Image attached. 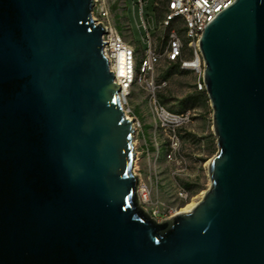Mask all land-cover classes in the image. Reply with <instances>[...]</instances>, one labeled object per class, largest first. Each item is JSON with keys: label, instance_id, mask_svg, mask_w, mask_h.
Returning a JSON list of instances; mask_svg holds the SVG:
<instances>
[{"label": "water", "instance_id": "1", "mask_svg": "<svg viewBox=\"0 0 264 264\" xmlns=\"http://www.w3.org/2000/svg\"><path fill=\"white\" fill-rule=\"evenodd\" d=\"M92 7L0 0V264H264V0H232L201 33L210 185L159 220Z\"/></svg>", "mask_w": 264, "mask_h": 264}, {"label": "rangeland", "instance_id": "2", "mask_svg": "<svg viewBox=\"0 0 264 264\" xmlns=\"http://www.w3.org/2000/svg\"><path fill=\"white\" fill-rule=\"evenodd\" d=\"M106 1L110 21L120 31L122 38L135 46L134 61L137 65L142 49L146 46L143 40L145 31L138 28L141 20L139 6L135 3L137 0ZM167 1L144 0V17L154 26L151 33L157 34V46L162 42V36L165 37L169 31V28L158 27L156 32L157 21L163 16ZM113 5L115 8L111 9ZM126 17L130 22L131 33ZM181 26L180 22H175L172 27L181 31ZM164 40L163 38V42ZM165 73L167 76L163 78ZM154 82L159 85L155 90L156 97L167 109L173 112L191 110L193 113L191 121L180 130V149L176 157L168 160L165 157L166 137L149 112V91L144 86L134 85L127 98L131 110L129 116L139 123L133 137L136 153L133 170L141 184H145L150 190L147 200H139L159 220L168 216L169 211H179L188 202H197L202 198L210 185L207 163L217 145L212 130V109L207 95L204 97L196 88L195 74L190 70L171 67L162 58L156 65ZM185 183L191 184V188L186 189L190 195L186 201H182L176 192Z\"/></svg>", "mask_w": 264, "mask_h": 264}, {"label": "built area", "instance_id": "3", "mask_svg": "<svg viewBox=\"0 0 264 264\" xmlns=\"http://www.w3.org/2000/svg\"><path fill=\"white\" fill-rule=\"evenodd\" d=\"M231 1L168 0L162 18L157 21L156 32L158 27L169 28V31L165 37L162 36V42L157 46V34L151 33L154 26L144 17V0H137L135 3L139 6L141 20L138 28L145 31L143 40L146 46L142 49V56L136 65L135 46L127 43L110 21L107 1L93 0L92 17L104 25L102 52L113 74V80L119 86L117 94L122 109L129 118H132L129 116L131 110L127 98L134 85L144 86L149 91V112L166 137L165 157L168 160L176 157L180 149V130L191 121L193 113L191 110L173 112L159 102L155 94L159 85L154 82L156 65L162 58L168 62H177L181 69L190 70L195 74L196 88L203 90V60L198 49V40L208 21ZM126 22L130 31L131 26L127 17ZM175 22L181 23V31L172 27ZM136 126H139V123L133 119L134 130ZM149 191L145 184L139 182L137 189L139 199L147 200ZM176 194L182 201H186L190 195L184 187H178ZM176 212L177 210L169 211L168 216H165L170 217ZM150 214L153 216L152 213Z\"/></svg>", "mask_w": 264, "mask_h": 264}, {"label": "flooded vegetation", "instance_id": "4", "mask_svg": "<svg viewBox=\"0 0 264 264\" xmlns=\"http://www.w3.org/2000/svg\"><path fill=\"white\" fill-rule=\"evenodd\" d=\"M9 84L7 82L1 81L0 79V109H3L5 107H7L9 105V102L13 101V89L9 88ZM12 125H17L19 126L17 117H15L14 115L12 117H10ZM18 123V124H17ZM7 155L13 156L12 154L8 153ZM7 169H0L1 173H7L8 171L11 172L10 170L12 169H8L9 168V164L6 166Z\"/></svg>", "mask_w": 264, "mask_h": 264}, {"label": "trees", "instance_id": "5", "mask_svg": "<svg viewBox=\"0 0 264 264\" xmlns=\"http://www.w3.org/2000/svg\"><path fill=\"white\" fill-rule=\"evenodd\" d=\"M114 8H115L114 5L111 6V9H114ZM169 65H170L171 67H178V68H180V67H179V64H178L177 62H169ZM166 76H167V73L164 74L163 78H165ZM199 93H202V95H203L204 97H206V94H205L204 90L199 91ZM184 188H185V189H190V188H191V184H189V183H185V184H184Z\"/></svg>", "mask_w": 264, "mask_h": 264}, {"label": "bare ground", "instance_id": "6", "mask_svg": "<svg viewBox=\"0 0 264 264\" xmlns=\"http://www.w3.org/2000/svg\"><path fill=\"white\" fill-rule=\"evenodd\" d=\"M127 117H128V116H127ZM195 204H196V201H190V202H188L186 205H184L183 207H181V208L179 209V211H177L176 213H178V212L188 211V210H190Z\"/></svg>", "mask_w": 264, "mask_h": 264}, {"label": "crops", "instance_id": "7", "mask_svg": "<svg viewBox=\"0 0 264 264\" xmlns=\"http://www.w3.org/2000/svg\"><path fill=\"white\" fill-rule=\"evenodd\" d=\"M155 5H156V2H155ZM140 134L143 135V132L140 130Z\"/></svg>", "mask_w": 264, "mask_h": 264}]
</instances>
